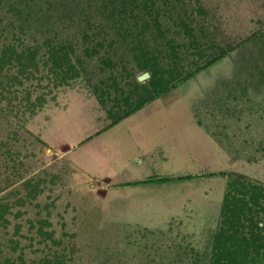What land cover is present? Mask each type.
I'll list each match as a JSON object with an SVG mask.
<instances>
[{
    "label": "rangeland",
    "instance_id": "rangeland-1",
    "mask_svg": "<svg viewBox=\"0 0 264 264\" xmlns=\"http://www.w3.org/2000/svg\"><path fill=\"white\" fill-rule=\"evenodd\" d=\"M10 2L0 48L38 53L36 68L0 75V264L20 252L15 264H208L227 176L177 178L226 171L264 185V0H192L196 22L232 49L181 81L197 57L184 37L155 53L158 76L138 81L131 44L56 35L34 11L21 32ZM70 38L72 69L49 56Z\"/></svg>",
    "mask_w": 264,
    "mask_h": 264
},
{
    "label": "trees",
    "instance_id": "trees-1",
    "mask_svg": "<svg viewBox=\"0 0 264 264\" xmlns=\"http://www.w3.org/2000/svg\"><path fill=\"white\" fill-rule=\"evenodd\" d=\"M1 2L2 0L0 4ZM22 2L24 8H19ZM9 5L14 10L11 20L14 19L24 33L32 32L34 29L28 22L31 17L35 19V16L31 15L34 11L36 14L40 13L38 19L57 25L56 35L66 28L70 30L73 28L76 36L81 34L84 38L99 37L102 42L97 44L104 45L108 42L111 45L119 39L131 44L128 51L135 60H138V68L143 73L148 72L151 79L161 72L155 53L160 52L165 45L171 49L176 48L175 37L188 39L197 56L194 68H182L177 72L178 81L188 79L194 73L218 62L232 49L231 46L228 49L217 46L218 44L214 42L215 38H210L216 34L207 28L208 23H205V20L202 23L196 22L193 11L195 8L201 11V14L203 11L201 5L195 7L192 0H14ZM1 28L0 24V31ZM173 32L175 34L171 36ZM102 35L105 37H101ZM109 35L112 41L106 40ZM150 39L152 43H148ZM5 42L4 39L0 48V75L7 67H16L21 72L36 68L38 53L36 46L28 45L18 50L14 44ZM76 42V38H70L65 40L66 45L60 43L59 46L52 47L50 59L55 60L61 54L66 61H69V68H74L70 53L75 52ZM97 51L94 46L87 47L86 50L88 56L94 55ZM171 77L175 78V76ZM155 97L156 94L149 96L136 108L152 101ZM115 121L116 119L109 125ZM204 175L227 176V186L222 199L218 226L212 236L208 264H264V185L245 175L226 171L187 175L177 179ZM2 221L3 213L0 210V226ZM3 251L0 249V258L3 257ZM9 252L15 255L17 249L10 248ZM25 256L28 257V254L21 252L15 258L5 255L4 261L5 264H15L17 258L23 263ZM44 262L49 264V257H44Z\"/></svg>",
    "mask_w": 264,
    "mask_h": 264
},
{
    "label": "water",
    "instance_id": "water-1",
    "mask_svg": "<svg viewBox=\"0 0 264 264\" xmlns=\"http://www.w3.org/2000/svg\"><path fill=\"white\" fill-rule=\"evenodd\" d=\"M149 78V73L148 72H144L142 73L141 75H139L137 77V80L138 81H144L145 79H148Z\"/></svg>",
    "mask_w": 264,
    "mask_h": 264
}]
</instances>
